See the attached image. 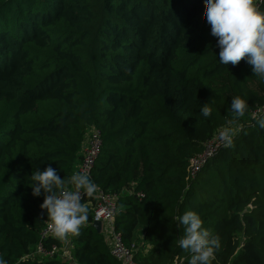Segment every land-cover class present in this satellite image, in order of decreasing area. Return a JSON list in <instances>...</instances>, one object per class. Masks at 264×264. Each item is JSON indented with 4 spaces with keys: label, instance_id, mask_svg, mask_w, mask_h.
<instances>
[{
    "label": "trees",
    "instance_id": "trees-1",
    "mask_svg": "<svg viewBox=\"0 0 264 264\" xmlns=\"http://www.w3.org/2000/svg\"><path fill=\"white\" fill-rule=\"evenodd\" d=\"M264 12V0H255ZM206 0H0V257L29 255L47 219L31 174L51 166L67 183L88 129L101 133L91 180L118 195L114 227L136 264H189L177 217L196 212L218 237L212 264H264V79L241 60L219 63ZM248 110L234 124L231 99ZM212 109L201 114L206 104ZM226 127L200 167L190 160ZM131 191H126L130 190ZM140 192L142 196H136ZM73 255L119 264L91 226Z\"/></svg>",
    "mask_w": 264,
    "mask_h": 264
},
{
    "label": "clouds",
    "instance_id": "clouds-1",
    "mask_svg": "<svg viewBox=\"0 0 264 264\" xmlns=\"http://www.w3.org/2000/svg\"><path fill=\"white\" fill-rule=\"evenodd\" d=\"M206 21L210 25V34L217 38L219 63L229 62L235 66L242 59L251 66L252 73L264 79V12L258 10L255 0H206ZM248 102L237 96L231 99L230 108L234 124L248 110ZM203 117L211 115L212 109L204 104ZM264 128V118L258 120ZM234 130L226 127L219 133L225 146H230ZM33 196L44 198L40 207L46 210L49 231L58 239L66 240L69 236H79L81 226L88 219V208L82 203L85 197H92L97 186L88 174H73L67 182L69 189L57 169L48 166L43 171L37 169L31 174ZM178 226H183L184 235L179 239V246L191 253L189 264H212L215 250L219 248L218 237L212 236L203 227L201 217L194 211H187L177 218ZM0 264H8L0 257Z\"/></svg>",
    "mask_w": 264,
    "mask_h": 264
},
{
    "label": "built area",
    "instance_id": "built-area-1",
    "mask_svg": "<svg viewBox=\"0 0 264 264\" xmlns=\"http://www.w3.org/2000/svg\"><path fill=\"white\" fill-rule=\"evenodd\" d=\"M261 114H264V105L251 111L252 116ZM220 131L207 143L203 155L190 160L192 171L197 170L202 162L212 154L213 150L223 142L219 137ZM101 143L100 130L95 126H91L81 144L82 158L73 174L77 172L86 173L91 179L92 169L98 158ZM68 188L71 189L72 185L69 184ZM136 196L140 198L142 194L136 192ZM117 198L116 193L105 191L97 186L94 195L89 197L92 204V221H100V232L109 248V254L119 264H136L133 253L134 246L132 244L126 245L122 235L114 227ZM49 223V219L44 222L39 232V240L29 257L40 260L57 258L68 264H80L73 255V236H69L66 240L56 238L48 229Z\"/></svg>",
    "mask_w": 264,
    "mask_h": 264
},
{
    "label": "water",
    "instance_id": "water-1",
    "mask_svg": "<svg viewBox=\"0 0 264 264\" xmlns=\"http://www.w3.org/2000/svg\"><path fill=\"white\" fill-rule=\"evenodd\" d=\"M91 226L95 229L96 232L100 233V221L98 220L92 221Z\"/></svg>",
    "mask_w": 264,
    "mask_h": 264
},
{
    "label": "crops",
    "instance_id": "crops-1",
    "mask_svg": "<svg viewBox=\"0 0 264 264\" xmlns=\"http://www.w3.org/2000/svg\"><path fill=\"white\" fill-rule=\"evenodd\" d=\"M126 191H127V192H128V191H131V189H130V190H126ZM100 233H101V232H100Z\"/></svg>",
    "mask_w": 264,
    "mask_h": 264
}]
</instances>
